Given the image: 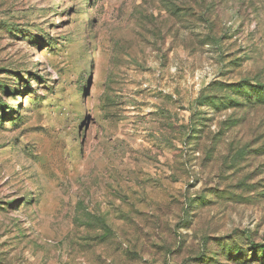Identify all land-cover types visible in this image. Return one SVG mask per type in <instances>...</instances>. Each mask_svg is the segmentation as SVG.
Masks as SVG:
<instances>
[{"label":"rangeland","instance_id":"obj_1","mask_svg":"<svg viewBox=\"0 0 264 264\" xmlns=\"http://www.w3.org/2000/svg\"><path fill=\"white\" fill-rule=\"evenodd\" d=\"M0 264H264V0H0Z\"/></svg>","mask_w":264,"mask_h":264}]
</instances>
